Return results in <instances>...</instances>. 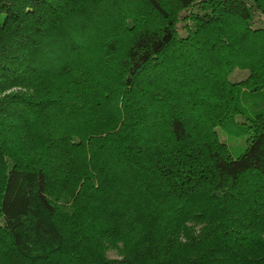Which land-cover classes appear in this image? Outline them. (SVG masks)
I'll return each instance as SVG.
<instances>
[{
  "label": "trees",
  "instance_id": "trees-1",
  "mask_svg": "<svg viewBox=\"0 0 264 264\" xmlns=\"http://www.w3.org/2000/svg\"><path fill=\"white\" fill-rule=\"evenodd\" d=\"M249 1L0 0V264H264Z\"/></svg>",
  "mask_w": 264,
  "mask_h": 264
},
{
  "label": "rangeland",
  "instance_id": "rangeland-1",
  "mask_svg": "<svg viewBox=\"0 0 264 264\" xmlns=\"http://www.w3.org/2000/svg\"><path fill=\"white\" fill-rule=\"evenodd\" d=\"M245 1L250 2L249 0H245ZM263 19H264L263 15H260L259 12L256 13L255 20H256L257 24L262 23ZM248 73L249 72L247 69L235 68L230 75V79L233 82L241 81L247 77ZM242 103L243 104H249L250 102L242 101ZM242 121H244L243 115L237 114L234 117V121L232 122V128L233 129L231 127H228V126L226 128H218V135L221 138V140L227 141L228 145L233 147V148L240 147L245 142V136L247 135L246 132L243 135L242 134H240V135H233L232 134V130L234 131V127L237 126V122H242ZM235 131H236V129H235ZM235 131L233 133L238 134V133H235ZM109 254L111 256H115V254L113 252H109Z\"/></svg>",
  "mask_w": 264,
  "mask_h": 264
}]
</instances>
